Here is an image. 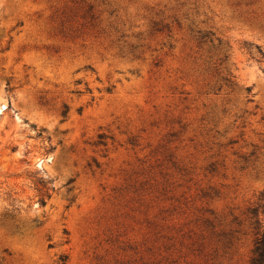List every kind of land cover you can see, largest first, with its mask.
Instances as JSON below:
<instances>
[{"label":"rangeland","instance_id":"rangeland-1","mask_svg":"<svg viewBox=\"0 0 264 264\" xmlns=\"http://www.w3.org/2000/svg\"><path fill=\"white\" fill-rule=\"evenodd\" d=\"M263 227L264 0H0V264H249Z\"/></svg>","mask_w":264,"mask_h":264},{"label":"trees","instance_id":"trees-1","mask_svg":"<svg viewBox=\"0 0 264 264\" xmlns=\"http://www.w3.org/2000/svg\"><path fill=\"white\" fill-rule=\"evenodd\" d=\"M230 84L232 81L227 80ZM249 90V87H246ZM43 202V200H40ZM66 256L60 255L57 259L56 264H65ZM249 264H264V227L261 230L256 231V239L254 242L253 254L249 260Z\"/></svg>","mask_w":264,"mask_h":264}]
</instances>
